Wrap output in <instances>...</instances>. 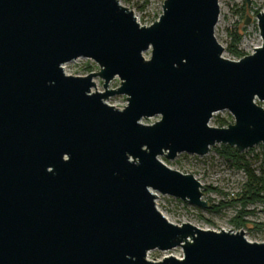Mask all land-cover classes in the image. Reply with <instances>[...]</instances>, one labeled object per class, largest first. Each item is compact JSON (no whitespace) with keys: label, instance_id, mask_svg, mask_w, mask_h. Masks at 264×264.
<instances>
[{"label":"water","instance_id":"1","mask_svg":"<svg viewBox=\"0 0 264 264\" xmlns=\"http://www.w3.org/2000/svg\"><path fill=\"white\" fill-rule=\"evenodd\" d=\"M220 8L163 0L140 23L122 0H0V264H264L245 227L173 222L156 203L211 207L161 156L264 145V2L240 58L223 54ZM78 58L98 68L63 65Z\"/></svg>","mask_w":264,"mask_h":264},{"label":"rangeland","instance_id":"2","mask_svg":"<svg viewBox=\"0 0 264 264\" xmlns=\"http://www.w3.org/2000/svg\"><path fill=\"white\" fill-rule=\"evenodd\" d=\"M137 15L140 23L158 18L162 11L163 0H122ZM264 0H253L250 4L246 0H220L221 8L215 30L224 46L223 54L236 56L235 51L242 55L250 54L254 47L261 43V37L257 26L256 15L261 11ZM249 18L248 22H245ZM149 56V51L144 53ZM73 74L97 69L98 65L91 59L78 58L63 64ZM264 106V101H258ZM222 118L227 123H233L234 118L228 110L215 112L211 119ZM158 116L143 121H155ZM211 146L204 155L178 153L173 159L161 156L169 166L181 168L184 173L192 171L203 182V198L209 200L216 207L200 208L179 198L157 193V205L167 214L173 222L183 223L190 218L198 226H213L216 229L235 227L233 222L240 211V203L232 200L241 191L246 182L244 170L238 167L230 158L221 155L216 147ZM264 145L255 144L238 151L244 155L257 175L264 177ZM207 187V189H205ZM209 187V188H208ZM222 202V205H219ZM245 210L244 227L249 231L248 235L264 239V200L249 203ZM164 254H182L178 246L168 251L153 249L148 251L147 257L153 260Z\"/></svg>","mask_w":264,"mask_h":264},{"label":"trees","instance_id":"3","mask_svg":"<svg viewBox=\"0 0 264 264\" xmlns=\"http://www.w3.org/2000/svg\"><path fill=\"white\" fill-rule=\"evenodd\" d=\"M237 58L242 57V53L235 51ZM215 123L218 126H227L228 123L222 118H216ZM216 150L226 158L232 159V161L240 168H242L246 174V182L243 184L241 191L236 197H232V200L240 203V211L236 219L233 220L235 227L242 228L246 224L244 217L247 215L245 207L257 200H264V177L257 175L254 169L250 166V163L244 155L240 154L235 147H231L227 144H220L216 147ZM264 158V151H263ZM209 188V187H208ZM207 189V187L205 188ZM209 203V202H208ZM210 204V203H209ZM223 203L220 202L219 205ZM211 207H216L211 205Z\"/></svg>","mask_w":264,"mask_h":264}]
</instances>
